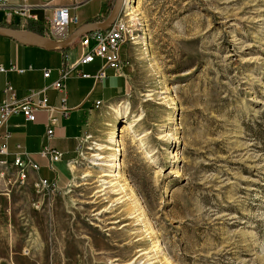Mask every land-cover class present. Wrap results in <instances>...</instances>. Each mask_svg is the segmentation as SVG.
<instances>
[{
	"label": "rangeland",
	"instance_id": "1",
	"mask_svg": "<svg viewBox=\"0 0 264 264\" xmlns=\"http://www.w3.org/2000/svg\"><path fill=\"white\" fill-rule=\"evenodd\" d=\"M119 17L134 85L60 181L42 189L0 163V264H264V0H123ZM104 172L125 173L146 221Z\"/></svg>",
	"mask_w": 264,
	"mask_h": 264
},
{
	"label": "crops",
	"instance_id": "2",
	"mask_svg": "<svg viewBox=\"0 0 264 264\" xmlns=\"http://www.w3.org/2000/svg\"><path fill=\"white\" fill-rule=\"evenodd\" d=\"M26 1L32 4L41 3V0ZM86 1L88 0H83V4ZM8 2L11 7H15L21 4L22 0H8ZM99 3L98 9L90 16L82 17V21L77 13L80 6L76 9L79 23L70 27V35L83 24L104 19L108 13L106 10L108 0H102ZM50 4L56 6L67 3L63 0H51ZM36 13L39 17L42 16L40 11ZM0 26L29 29L43 34L41 24L32 20L25 21L12 15L11 21L8 22L6 11L3 9H0ZM80 38L65 49L55 50L23 44L0 35V65L7 69L15 67L17 70H23V72L14 70L0 73V103L30 97L40 99L46 95L47 103L52 107V110L36 111L33 121L29 122L22 114L17 113L11 116L5 124L10 136L6 140L7 152L0 155V160L13 163L16 154H19L25 161L26 170L36 180L53 178L58 183L63 176L66 163L76 156L78 148L85 144L86 136L96 129V123L102 111L113 101L121 100L129 95L135 82L134 66L130 62L131 51L123 45L125 49L120 53L123 64L117 71L106 68L104 80L95 78L101 69L97 57L89 64L77 66L74 71L63 78L65 86L63 94L66 100L62 103L63 94L55 90L52 83L59 77V68L64 65L65 57H67V64L74 65L84 54L85 49L81 47ZM46 69H50L48 79L43 78V72ZM83 74L89 77H83ZM7 83L14 91L6 96L4 88ZM31 91L35 93L30 95ZM96 101H100L98 107L95 106ZM62 106L67 109L66 112L61 110ZM52 118L55 119L54 123H51ZM48 129L52 130L51 134L47 133ZM3 130L4 127L0 128V133ZM46 148L55 150L60 155L59 160L52 163V166H50L48 157L45 158L40 154ZM32 164H36L37 169L31 168Z\"/></svg>",
	"mask_w": 264,
	"mask_h": 264
},
{
	"label": "built area",
	"instance_id": "3",
	"mask_svg": "<svg viewBox=\"0 0 264 264\" xmlns=\"http://www.w3.org/2000/svg\"><path fill=\"white\" fill-rule=\"evenodd\" d=\"M67 4H57L52 6L50 4L51 0H41V3L32 4L28 3L26 0H22L21 4L15 7L9 5L8 0H0V9L6 11V20L11 21L12 15H16L25 21L32 20L36 23H40L43 29V34L54 40L61 41L66 39L70 35V27L73 24L79 23L78 15L76 14V9L83 4L79 0H63ZM40 11L42 16L39 17L36 13ZM42 34V35H43ZM131 36V32H128L127 24L123 18H118V20L104 31L91 32L88 35H84L80 38L81 47L85 49L84 54L75 62L74 65L67 64L65 60L63 61V66L59 68V77L52 83V86L59 93H64V79L71 71L77 68V66L83 64H89L94 58H98L102 63V67L95 75L97 80L105 79L106 68H112L117 71L121 66V49L122 46L128 41ZM18 71L23 72V70H17L15 67H10L9 69L0 65V73L6 71ZM50 76V70L46 69L43 72V78L48 79ZM83 77H89L83 74ZM13 89L9 83H7L4 88L5 95L13 93ZM43 91V90H42ZM35 91H31L30 95H33ZM62 103L66 100L65 95L61 98ZM47 96H43L40 99L26 98L23 100H15L7 103L3 101L0 103V128L4 127L3 132L0 133V140H2L0 145V155H4L7 152V138L10 136L7 126H5L6 121L13 115L20 113L24 116L25 120L33 121L35 119V112L40 109L52 110V107L48 105ZM100 101H96L95 106L98 107ZM56 109V108H54ZM64 112L67 111L64 106L61 107ZM55 119H51V123H54ZM52 130L48 129L47 133L51 134ZM89 137V136H87ZM41 156L48 157L50 160V166L52 163L59 160L60 155L57 151L51 149H44L40 152ZM5 162L4 160H0ZM13 164L19 168L21 171L22 178H26V164L22 156L16 154ZM31 168L37 169L36 164H32ZM40 188L51 189L54 187L55 180H49L45 178H40L39 180Z\"/></svg>",
	"mask_w": 264,
	"mask_h": 264
},
{
	"label": "water",
	"instance_id": "4",
	"mask_svg": "<svg viewBox=\"0 0 264 264\" xmlns=\"http://www.w3.org/2000/svg\"><path fill=\"white\" fill-rule=\"evenodd\" d=\"M113 7L104 17L103 21H90L77 27L71 35L61 41H54L45 35L38 34L32 30L17 29L0 26V35L15 39L23 44H32L46 49H65L72 45L78 38L91 32L104 31L112 26L117 18L123 5V0H114Z\"/></svg>",
	"mask_w": 264,
	"mask_h": 264
},
{
	"label": "bare ground",
	"instance_id": "5",
	"mask_svg": "<svg viewBox=\"0 0 264 264\" xmlns=\"http://www.w3.org/2000/svg\"><path fill=\"white\" fill-rule=\"evenodd\" d=\"M137 8H138V5H136V4H133V6H132V12L133 11H137ZM129 10V9H128ZM44 35V34H43ZM69 37V36H68ZM67 37V38H68ZM145 51H147V50H145ZM143 54H145L146 56H149L148 55V52H146V53H143ZM146 56H144V57H146ZM150 60V59H149ZM168 88L166 87L164 90H162V92L163 93H166V92H164V91H166ZM150 91V90H149ZM159 92V91H158ZM167 94V93H166ZM152 95H153V93H151V94H148L147 96H149L150 98L152 97ZM157 96H159V95H157ZM167 96V99L168 100H171L172 102H173V99H172V97H171V95L170 94H167L166 95ZM173 104V103H172ZM112 108V110H113V112L115 113V115L116 116H120L121 115V113H123V115L124 116H127L128 115V113H129V111H128V108L126 107V106H123V107H121V108H119L118 106H114V107H111ZM170 108H173V105H170ZM171 117V116H170ZM120 118V117H119ZM170 122V121H169ZM111 125H112V131H110V133L111 134H113V141L114 142H116L115 140H116V134H119V132H120V130H119V127H118V125H117V123H111ZM130 128H132V124L131 123H126V124H124V126L121 128V130H123V129H130ZM167 134L169 135V136H172V133H168L167 132ZM164 135V134H163ZM159 137V136H158ZM173 137V136H172ZM109 138V141H111L110 139H112L110 136L108 137ZM173 138H175V137H173ZM175 143H176V140H175ZM96 147H98V149L101 147L100 145L99 146H96ZM95 149V148H94ZM101 149V148H100ZM112 150H114V151H118V150H120V146L118 145V144H114L113 145V147H112ZM167 153H166V156H169V155H172L173 154V152H170L168 149H167V151H166ZM97 155V154H96ZM110 156H112V160L113 161H116V159L118 158L119 159V157H117V154H115L114 152L113 153H111V155ZM100 158V157H99ZM111 158V157H110ZM109 158V160H111ZM117 159V160H118ZM176 162V159H175V157H172L171 159H170V164L169 165H174V163ZM100 164V163H99ZM70 166V165H69ZM73 166V165H72ZM104 166L105 167H110V168H115L116 166H115V164H113V163H107L106 164V161H104ZM103 166V167H104ZM115 166V167H114ZM75 167V166H74ZM113 172H115V171H113ZM89 175L88 174H85V175H83V176H81L82 178H85V177H88ZM108 176H114L116 179H118V180H122L123 181V186L121 187V192H124L123 193V198H124V196H125V199H128L129 200V202L131 201V202H133L132 204L136 207V213H138V214H140V219L139 220H141L142 222H144V221H146V215H145V213H144V208L142 207V204L140 203V200H139V198H136V197H134V194H133V192H132V190L128 187L129 185H127V183H126V176H125V173L123 172H117V173H101L100 174V176L99 177H102V178H104V179H101V185H104V184H108V182L107 181H105V178H108ZM100 181V180H99ZM111 182V181H110ZM117 183V182H116ZM122 183V182H121ZM110 184V183H109ZM111 185H112V183H111ZM111 185H109V186H111ZM109 186H104V188H100V189H98L97 190V192H103V191H105ZM129 188V190L127 191V189L126 188ZM109 190H111V188L109 189ZM115 192L116 191H118L117 190V188H116V190H114ZM112 192V191H111ZM107 193V192H106ZM105 193L103 192L102 194H100L99 196H103ZM121 194V193H120ZM122 197H119L118 198V200H120ZM106 199V198H105ZM108 199V198H107ZM123 202V201H122ZM119 203H121V202H119ZM128 203V202H127ZM129 204V203H128ZM135 212V211H134ZM132 213V212H131ZM135 213V214H136ZM130 214V213H129ZM132 214H134V213H132ZM139 220H137V221H139ZM149 232V231H148ZM150 236V235H149ZM157 250V249H156ZM146 252V251H145ZM142 253H144V252H142ZM142 253H140V254H142ZM140 256V255H139ZM136 263V260L134 261V260H132V261H130L128 264H135Z\"/></svg>",
	"mask_w": 264,
	"mask_h": 264
},
{
	"label": "trees",
	"instance_id": "6",
	"mask_svg": "<svg viewBox=\"0 0 264 264\" xmlns=\"http://www.w3.org/2000/svg\"><path fill=\"white\" fill-rule=\"evenodd\" d=\"M108 5V4H107Z\"/></svg>",
	"mask_w": 264,
	"mask_h": 264
}]
</instances>
